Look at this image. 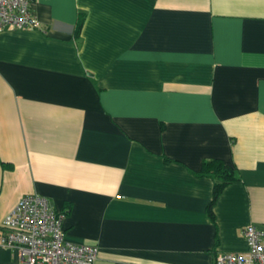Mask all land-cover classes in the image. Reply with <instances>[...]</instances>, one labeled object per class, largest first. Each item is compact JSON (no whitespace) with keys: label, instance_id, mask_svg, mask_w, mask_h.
<instances>
[{"label":"crops","instance_id":"crops-1","mask_svg":"<svg viewBox=\"0 0 264 264\" xmlns=\"http://www.w3.org/2000/svg\"><path fill=\"white\" fill-rule=\"evenodd\" d=\"M0 32V234L47 198L92 264H214L264 228V0H31ZM82 17L80 32L75 26ZM237 179L207 212L206 160ZM0 264H22L0 245Z\"/></svg>","mask_w":264,"mask_h":264},{"label":"built area","instance_id":"built-area-1","mask_svg":"<svg viewBox=\"0 0 264 264\" xmlns=\"http://www.w3.org/2000/svg\"><path fill=\"white\" fill-rule=\"evenodd\" d=\"M33 26L31 0H0V32ZM63 218L47 198L25 195L4 217L0 245L18 249L22 264H92L98 246L67 240ZM242 238L243 252H220L214 264H264V228L246 225Z\"/></svg>","mask_w":264,"mask_h":264},{"label":"trees","instance_id":"trees-1","mask_svg":"<svg viewBox=\"0 0 264 264\" xmlns=\"http://www.w3.org/2000/svg\"><path fill=\"white\" fill-rule=\"evenodd\" d=\"M82 26V17H79L77 25L75 26V34L80 32ZM201 175H210L214 179L213 189H212V197L210 202L207 205V212L210 219L214 220L213 214V205L222 189L225 185L235 181L237 179V175L235 170L225 162L219 159H211L206 160L202 163L201 170L199 172ZM64 215L68 213L65 208L61 211Z\"/></svg>","mask_w":264,"mask_h":264}]
</instances>
